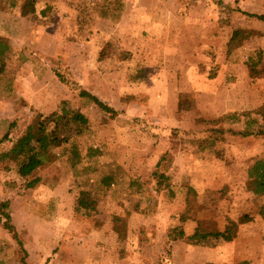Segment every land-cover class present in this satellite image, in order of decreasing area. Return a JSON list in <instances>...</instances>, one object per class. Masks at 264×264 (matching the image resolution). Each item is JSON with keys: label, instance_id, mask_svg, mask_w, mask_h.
I'll use <instances>...</instances> for the list:
<instances>
[{"label": "rangeland", "instance_id": "1", "mask_svg": "<svg viewBox=\"0 0 264 264\" xmlns=\"http://www.w3.org/2000/svg\"><path fill=\"white\" fill-rule=\"evenodd\" d=\"M263 12L264 0H0V201L15 226L0 213V264H264V197L245 178L264 135H242L248 120L264 129L249 63L264 68V22L249 16ZM237 29L253 35L229 53ZM63 102L87 126L21 177L14 143ZM239 212L254 220L232 241L188 239L199 219L224 231Z\"/></svg>", "mask_w": 264, "mask_h": 264}, {"label": "trees", "instance_id": "2", "mask_svg": "<svg viewBox=\"0 0 264 264\" xmlns=\"http://www.w3.org/2000/svg\"><path fill=\"white\" fill-rule=\"evenodd\" d=\"M30 7V6H29ZM33 8L34 4H33ZM51 9V8H49ZM28 5L23 9L22 14L24 16L28 15ZM45 14V11L43 12ZM250 17L256 18L264 22V12L262 14H249ZM253 35L252 31L245 29H237L233 32L230 41L228 43V52L233 53L243 44L244 40ZM1 41V40H0ZM8 47L0 42V56L5 53ZM250 71L253 78L262 77L264 75L263 70L258 69V61L250 60ZM81 97H86L91 101H94L103 111L107 113L115 114L116 111L105 105L97 97L93 96L89 92L82 90L80 92ZM187 102H185L186 104ZM193 105V104H190ZM253 113H259L253 112ZM230 119L235 121H240L239 115L233 114L228 116ZM249 121V120H248ZM246 121V130L242 133L244 137L254 136V135H264V129L259 125L258 129L256 120ZM88 121L83 116L80 111L71 110L67 107L66 103H61L59 109L48 116L40 117L35 123L29 125L23 135H21L18 140L14 143L10 154L13 155V160L18 166V173L23 178H29L31 174L40 168L44 162L48 161L51 150L67 143L70 139L69 128L71 126L76 128V135L81 134L84 128L87 126ZM71 131V130H70ZM225 131L220 129L219 134H223ZM6 139V138H5ZM216 141V140H215ZM2 140L0 141V143ZM74 155L78 157L77 151ZM164 161V158L163 160ZM162 161L160 163H162ZM160 163L158 165H160ZM160 178H165L162 174ZM246 180L248 182V192L254 197H264V158L256 159L252 164L249 165ZM111 178L105 179L107 185H111ZM35 181L31 183L34 185ZM161 185V184H159ZM8 203H2L0 201L1 216L6 219L4 226L7 230L15 233V226L12 223V217L8 213ZM88 206V201L84 197L79 198L78 207L86 208ZM260 214L264 221V207L260 208ZM189 219V218H187ZM227 220V225L224 231H220L218 228L215 230H210V220L199 219L197 221V227L195 232L188 237L190 242L194 244H199L202 241L209 238L222 239L225 242H230L236 238L238 231L241 229V225L248 224L254 220V217L245 213H238L237 215L230 216ZM115 230L119 234L120 239L125 237V222L122 218L115 217ZM184 235V234H183ZM15 237L16 234H15ZM19 241V245L24 249L23 244ZM213 264V263H210Z\"/></svg>", "mask_w": 264, "mask_h": 264}]
</instances>
